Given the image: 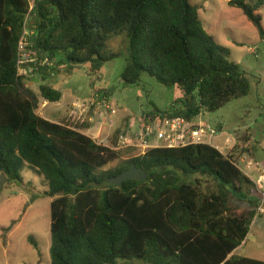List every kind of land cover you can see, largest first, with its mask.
<instances>
[{
  "label": "trees",
  "instance_id": "trees-1",
  "mask_svg": "<svg viewBox=\"0 0 264 264\" xmlns=\"http://www.w3.org/2000/svg\"><path fill=\"white\" fill-rule=\"evenodd\" d=\"M228 4L243 11L264 41V0ZM123 34V82L137 85L147 72L179 90L169 111L145 116L193 121L251 92L249 77L207 33L190 0H0V173L17 186L25 166L44 178V195L53 198L51 264H264L237 251L248 241L260 197L238 165L236 146L226 155L209 144L138 155L113 148L121 130L106 145L87 135L85 124L39 113L44 102L63 97L47 82L55 71L86 65L98 76L119 55L110 41ZM22 43L33 56L26 66L44 81L38 91L19 72ZM249 142L250 134L240 152L250 151ZM122 151L129 157L107 168ZM133 164L146 180L109 183Z\"/></svg>",
  "mask_w": 264,
  "mask_h": 264
},
{
  "label": "rangeland",
  "instance_id": "rangeland-1",
  "mask_svg": "<svg viewBox=\"0 0 264 264\" xmlns=\"http://www.w3.org/2000/svg\"><path fill=\"white\" fill-rule=\"evenodd\" d=\"M30 1L34 4V0ZM190 1L199 8L207 33L231 50V59L241 66L251 82L248 96L235 99L216 112H204L193 122L212 127L219 121L225 123L224 130L214 138L213 146H223L226 137L234 139L235 152L239 156L236 160L246 169L249 156L243 161L239 159L245 154L240 151L246 150L244 146L248 133L245 132H251L257 140H264V41L258 28L240 8L230 6L229 0ZM261 14L264 18V10ZM127 48L124 34L110 41L109 49L119 55L107 62L98 76L89 75L86 65L74 68L71 73L63 69L55 71L47 82L60 89L63 97L59 102H48L40 108L39 113L51 121L85 124L87 128L84 132L87 135L99 143L112 145V137L117 130L127 126L136 130L147 113L156 109L169 111L179 96L177 87L165 86L147 72L143 73L137 85L123 82ZM21 55L23 59L28 56L33 58L24 43ZM27 64L22 66L21 73L27 76L28 85L38 91L44 81L36 68L32 69ZM105 104H110L117 111L116 114H112ZM127 153L122 151L121 158L107 168L116 167L126 160L129 157ZM257 155L259 160H263L264 151L259 150ZM246 170L254 173L252 167ZM22 176V186L6 182L0 190V264H51L53 198L44 195L47 190L44 178L29 166L24 167ZM235 204L245 209L250 207L246 203ZM257 211L263 215L254 220L248 241L239 248L238 253L264 260V213L259 208ZM31 239L38 244V248ZM129 264L148 263L137 260Z\"/></svg>",
  "mask_w": 264,
  "mask_h": 264
},
{
  "label": "built area",
  "instance_id": "built-area-1",
  "mask_svg": "<svg viewBox=\"0 0 264 264\" xmlns=\"http://www.w3.org/2000/svg\"><path fill=\"white\" fill-rule=\"evenodd\" d=\"M28 57L23 59L21 55L18 62L20 73L25 63L33 61L32 58ZM74 106L76 107V105ZM105 106L112 114H116L117 111L110 104H105ZM220 132L222 131L210 125L194 124L193 121H189L182 116H166L156 119L144 116L136 130H133L131 126H127L120 131L117 144L113 148L116 150L134 149L138 155H144L151 149L162 147L175 148L192 144H209L213 146L214 138ZM233 142L234 139L226 137L224 145L215 148L226 155L234 148ZM239 167L254 182L260 197L259 210L264 212V164L247 163L246 169L251 167L254 171L257 169L258 173L256 174L250 173L240 165Z\"/></svg>",
  "mask_w": 264,
  "mask_h": 264
},
{
  "label": "crops",
  "instance_id": "crops-1",
  "mask_svg": "<svg viewBox=\"0 0 264 264\" xmlns=\"http://www.w3.org/2000/svg\"><path fill=\"white\" fill-rule=\"evenodd\" d=\"M48 104V102H44L43 103V105L42 106H45V105H47ZM41 114V113H40ZM42 115V114H41ZM47 119V118H46ZM124 121V120H123ZM56 122V121H55ZM59 122V121H58ZM130 122V121H129ZM216 129H218L219 131H223L224 130V128H225V123H223V122H217V124L214 126ZM122 130V129H121ZM245 133H248V134H250L251 135V137H252V142H249L248 144L249 145H251V149H250V151L249 152H246L241 158H239L240 159V161H243L244 160V158L246 157V156H249V159H248V163H255V164H264V158H263V160H259L258 159V151L259 150H262V151H264V140H257V138H255L254 137V135L251 133V132H249V131H246ZM236 144V141L234 140V147L236 146L235 145ZM238 157V156H237ZM256 160V161H255ZM239 164V163H238ZM240 165V164H239ZM257 170V169H256ZM254 171V173L256 174V173H258V171ZM264 213V212H263ZM263 214H258L257 216H256V218L257 217H261ZM255 218V219H256ZM245 244V243H244ZM241 247V246H240ZM239 247V248H240ZM239 248L237 249V251L239 250ZM257 259V258H256ZM261 260V259H260ZM264 261V260H263Z\"/></svg>",
  "mask_w": 264,
  "mask_h": 264
},
{
  "label": "water",
  "instance_id": "water-1",
  "mask_svg": "<svg viewBox=\"0 0 264 264\" xmlns=\"http://www.w3.org/2000/svg\"><path fill=\"white\" fill-rule=\"evenodd\" d=\"M147 178H148L147 172L144 169L138 168L133 164L128 170L124 171L117 177L110 179L109 183L112 185L120 186L125 181L130 179H137L143 181L146 180ZM7 180L8 179L6 175L2 174V176L0 177V190L3 188Z\"/></svg>",
  "mask_w": 264,
  "mask_h": 264
}]
</instances>
